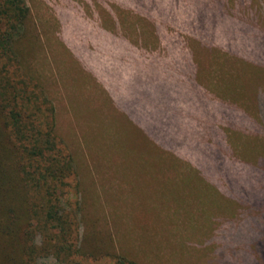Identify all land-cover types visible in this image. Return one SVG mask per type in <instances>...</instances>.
Masks as SVG:
<instances>
[{
    "label": "rangeland",
    "instance_id": "1",
    "mask_svg": "<svg viewBox=\"0 0 264 264\" xmlns=\"http://www.w3.org/2000/svg\"><path fill=\"white\" fill-rule=\"evenodd\" d=\"M26 1L88 233L139 264H264V0Z\"/></svg>",
    "mask_w": 264,
    "mask_h": 264
},
{
    "label": "trees",
    "instance_id": "2",
    "mask_svg": "<svg viewBox=\"0 0 264 264\" xmlns=\"http://www.w3.org/2000/svg\"><path fill=\"white\" fill-rule=\"evenodd\" d=\"M35 31L26 0H0V264L50 257L54 264H139L114 250L111 228L106 238L88 233L94 220L86 215L77 159L36 68ZM168 82L155 81L149 95L158 97Z\"/></svg>",
    "mask_w": 264,
    "mask_h": 264
},
{
    "label": "crops",
    "instance_id": "3",
    "mask_svg": "<svg viewBox=\"0 0 264 264\" xmlns=\"http://www.w3.org/2000/svg\"><path fill=\"white\" fill-rule=\"evenodd\" d=\"M177 68H178V67H175L174 69H170V70H169V73L171 74L172 71H177V72H181V71H182L181 68H178L179 70H178ZM171 78H172V77H171ZM169 81H171L170 78H169Z\"/></svg>",
    "mask_w": 264,
    "mask_h": 264
}]
</instances>
